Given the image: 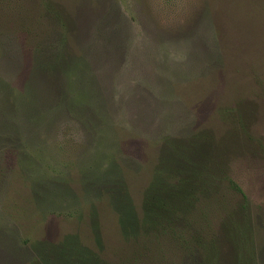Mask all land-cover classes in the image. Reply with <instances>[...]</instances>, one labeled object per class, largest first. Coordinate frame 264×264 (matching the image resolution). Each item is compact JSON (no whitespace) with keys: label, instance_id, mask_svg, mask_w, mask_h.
Returning <instances> with one entry per match:
<instances>
[{"label":"rangeland","instance_id":"1","mask_svg":"<svg viewBox=\"0 0 264 264\" xmlns=\"http://www.w3.org/2000/svg\"><path fill=\"white\" fill-rule=\"evenodd\" d=\"M173 147L219 164L212 205L124 238ZM66 236L107 264H209L210 238L213 264H264V0H0V264Z\"/></svg>","mask_w":264,"mask_h":264},{"label":"trees","instance_id":"2","mask_svg":"<svg viewBox=\"0 0 264 264\" xmlns=\"http://www.w3.org/2000/svg\"><path fill=\"white\" fill-rule=\"evenodd\" d=\"M197 137L199 136H196L194 141ZM173 148L169 156L162 157L154 170L152 181L143 194L140 219L137 221L136 218H131V214L125 212L120 214L119 220L124 238L134 240L139 234L149 235V233L156 236L167 233L171 235V232H174L172 228L177 229L176 225L181 220L190 222L192 212L199 213L202 207L212 205V188L208 186L214 183L211 179L218 172L219 164L210 156H206L207 154L200 148L195 152H191L189 148L185 154L178 152L179 147ZM191 155L208 160V163L199 165L201 162H193ZM185 156L188 158L185 159ZM236 189L240 193L237 187ZM204 202L206 206H203ZM199 216L203 218L202 213ZM233 230L232 228L230 233ZM236 232V238L239 239L238 231ZM201 235L205 238L206 234L201 230ZM230 239L232 242L231 235ZM192 241L193 244H200V241L194 238ZM214 243L213 238H210L204 249L205 261L211 259V263L207 261L209 264L215 262ZM238 243H235L237 248ZM37 258L36 264H107L103 260L101 251L96 254L91 253L71 236H66L57 246H37Z\"/></svg>","mask_w":264,"mask_h":264}]
</instances>
